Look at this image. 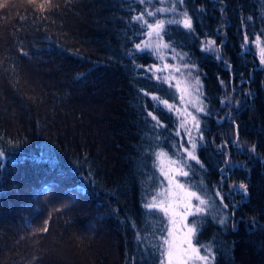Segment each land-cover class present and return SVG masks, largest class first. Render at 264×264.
<instances>
[{
  "label": "trees",
  "instance_id": "1",
  "mask_svg": "<svg viewBox=\"0 0 264 264\" xmlns=\"http://www.w3.org/2000/svg\"><path fill=\"white\" fill-rule=\"evenodd\" d=\"M53 2L42 19L28 0H0V264H160L166 221L145 204L161 151L186 162L182 184L224 197L188 217L201 254L264 264V0ZM149 3L176 7L145 19L165 21L163 43L199 79V130L176 89L143 70L153 54L133 53L148 29L132 17ZM185 12L192 30L176 22ZM189 131L200 164L183 152Z\"/></svg>",
  "mask_w": 264,
  "mask_h": 264
},
{
  "label": "snow or ice",
  "instance_id": "2",
  "mask_svg": "<svg viewBox=\"0 0 264 264\" xmlns=\"http://www.w3.org/2000/svg\"><path fill=\"white\" fill-rule=\"evenodd\" d=\"M143 3L144 0H141ZM182 4L183 0H179ZM28 3L34 5V12L40 16L42 19H46L45 16L46 12L53 10L54 8H58V5L54 4L53 0H28ZM167 11H176V7L173 4L171 8H161L157 9L156 11H148L140 12L138 15L132 17L133 20L142 22V26L148 29L146 35L150 38L147 41H142L141 43H137L134 45L135 49L138 51H144L151 49L155 51L158 55L162 54L160 52L161 48L168 47L167 44L163 43L161 33L165 27L164 20H156L155 23H148L145 19V15L147 16H156L157 12H167ZM21 19H24L23 17ZM177 23H182L183 26L189 30H192L193 25L191 18L188 17L187 13L183 14V19L181 21H176ZM156 37V40L153 41L151 38ZM248 37L245 35L244 40L247 41ZM254 41L257 45L261 43V36L254 34ZM214 41H210L209 44H214ZM208 50V46L206 49ZM23 52V49H21ZM259 59L261 64H264V46L260 47L259 50ZM155 67V66H153ZM165 67H171L170 65H165ZM184 67H189L188 65H184ZM191 67H195L192 65ZM151 70V69H150ZM160 69H157L159 71ZM175 71L179 72L180 69L176 68ZM191 73H189V76ZM157 79L161 77L157 76ZM175 79V77H172ZM168 80V78H165ZM196 85L194 89H191V86H187L185 88L180 89L181 92L187 93L188 99L186 103L193 104L194 107L197 108L199 112H204L205 108L202 106L203 101L200 99V89H199V79H196ZM176 87H180L179 81L176 84ZM191 89V90H190ZM193 92L196 95H193ZM154 100H157L158 103H162L166 106L169 110L173 109V105L169 104L167 100L161 101L159 97H152ZM181 100H184L185 97L182 95L180 97ZM176 111H180V109H175ZM149 116L152 113H148ZM185 115L191 118V122L193 126L199 130L200 124L199 121L196 119V116L192 115L191 113L186 112ZM153 120H156V127H162L163 125L159 122L158 118L153 116ZM187 121L181 124V127H185ZM237 128L238 134V125H235ZM202 138V134H201ZM188 143L190 144V148H184L183 152L187 154V160L195 161L197 164H200L199 158L195 154V149L197 148V142L194 138L191 137L189 131V140ZM253 152L255 151V145L252 146L251 149ZM5 156V152L0 150V159ZM158 167L162 174V176L167 180L168 187L161 188L160 192L157 195L152 196L151 202L145 204L147 209H158L161 211L165 216L168 217V225L164 226V232L158 238L157 241V251L159 252L160 256L163 258L160 261V264H212V261L215 259V254L212 251L211 246H204L205 252L207 254H201V248L197 247L193 244V237L196 235L197 228L195 225L189 226L187 224L188 217L192 216L194 218L201 217L204 214L209 212V208L212 207L213 204L217 202H223V195L219 191H215L213 193L214 197H218L217 200H213L211 203L208 199H205L200 192L193 191V187H201V185H194V186H186L185 184L180 183L176 179V174L182 177H188L189 172L185 171L186 162L182 160H173L171 157L168 156L167 153L161 151L156 154ZM3 165L0 164V167ZM189 167L191 165H188ZM233 187H239L244 194H247L248 186L246 184L234 185ZM201 191L204 189L201 187ZM157 196L162 197L161 199H157ZM198 201V203H193V201ZM223 208H227V204L222 205ZM213 210H215L213 208ZM217 222L220 225H225L228 217L223 216L216 218ZM234 226V225H233ZM38 232H47V221L45 222V226L41 229H37ZM35 234V233H34Z\"/></svg>",
  "mask_w": 264,
  "mask_h": 264
},
{
  "label": "rangeland",
  "instance_id": "3",
  "mask_svg": "<svg viewBox=\"0 0 264 264\" xmlns=\"http://www.w3.org/2000/svg\"><path fill=\"white\" fill-rule=\"evenodd\" d=\"M165 1V0H162V2ZM160 8H163V6L161 5ZM146 9L148 11H152V9L155 10V8H153L151 6V4L149 3L146 7ZM183 19V18H182ZM181 19V20H182ZM163 34V33H162ZM150 38L145 34V36L143 37V41H147L149 40ZM153 41L156 40V37H152L151 38ZM142 42V41H141ZM139 42V43H141ZM210 42V41H209ZM209 42L207 43V45L209 47H213V44H209ZM137 44V43H136ZM166 44V43H165ZM135 45V44H134ZM133 50V53H136V52H143V51H138L135 49V47L133 46L132 48ZM144 51H149L153 54L154 56V61L152 63H150L149 65L143 67V70L146 71L147 74H150L152 78H154L155 80H159V81H162V82H165L167 83L168 85L174 87L179 95V100H180V105H181V108L182 110H185V108H188L189 111L191 112V114L193 115L194 113H197L199 112L197 110L196 107L193 106V104L191 103H186L187 102V99H188V96H187V93H183L180 91V89L182 88H185L187 86H191V89H194L195 87H197L196 85V79L192 78L191 76H189V67H184V65H187L186 63V58H183L182 55H180L179 53L177 52H174V51H171L168 47L166 48H161L160 49V52L162 54V58H161V55H158L155 51L151 50V49H148V50H144ZM165 65H170L171 67H165ZM155 66V67H153ZM176 68H179L180 71L177 72L175 71ZM151 69V70H150ZM157 69H160L159 71H157ZM159 76L161 77L160 79H157L156 77ZM172 77H175V79H172ZM165 78H168V80H165ZM179 81L180 83V87L177 88L176 87V84L177 82ZM199 89H200V99L203 101V107L205 108V105H206V102L204 101L203 99V96H202V89L200 87V84H199ZM190 89V90H191ZM184 95L185 99L184 100H181L180 97ZM193 95H196V93L193 92ZM205 112V111H204ZM188 147V146H187ZM189 148V147H188ZM165 153L168 154L169 157H171L173 160H182L181 158L177 157V156H174L166 151H163ZM5 160V156L0 159V161H4ZM158 165V161L156 162V171H157V174H158V177H159V181H157L156 183V186H155V190H154V193H153V196L154 195H157V193L160 192V189L163 187V188H167L168 187V184H167V180L162 176L160 170H159V167L157 166ZM185 171H188L186 169H184ZM181 178V180H180ZM182 176H179L178 174H176V179L180 182V183H183V180H182ZM162 197L160 196H157V199H161ZM151 199H152V196H151ZM151 199L149 200V202H151ZM193 203H198V201H193ZM158 210V209H156ZM159 211V210H158ZM160 213L162 214V216L165 218V226H170L168 225V217L165 216L161 211ZM187 224L189 226H192L188 223V220H187ZM194 244V242H193ZM161 259H163L161 257Z\"/></svg>",
  "mask_w": 264,
  "mask_h": 264
}]
</instances>
